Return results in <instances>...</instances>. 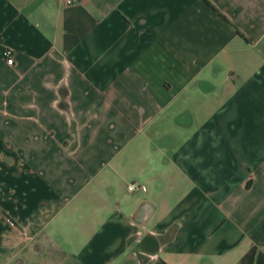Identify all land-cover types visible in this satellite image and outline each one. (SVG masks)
I'll return each mask as SVG.
<instances>
[{
    "label": "crops",
    "instance_id": "obj_1",
    "mask_svg": "<svg viewBox=\"0 0 264 264\" xmlns=\"http://www.w3.org/2000/svg\"><path fill=\"white\" fill-rule=\"evenodd\" d=\"M0 264H264V0H0Z\"/></svg>",
    "mask_w": 264,
    "mask_h": 264
},
{
    "label": "built area",
    "instance_id": "obj_2",
    "mask_svg": "<svg viewBox=\"0 0 264 264\" xmlns=\"http://www.w3.org/2000/svg\"><path fill=\"white\" fill-rule=\"evenodd\" d=\"M63 1L65 3H67V4H72V3H74V2H76L78 0H63ZM2 55L5 58L7 64H9V65L13 64L14 59H13V54H12V49L11 48L5 46L3 48V50H2ZM127 189L130 192H132V191H134L136 189H141V190L144 191L145 190V186L136 185L134 183H130V184H128Z\"/></svg>",
    "mask_w": 264,
    "mask_h": 264
}]
</instances>
